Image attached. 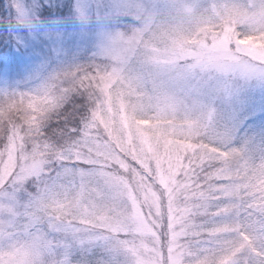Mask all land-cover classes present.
I'll list each match as a JSON object with an SVG mask.
<instances>
[{
    "label": "rangeland",
    "instance_id": "374dc122",
    "mask_svg": "<svg viewBox=\"0 0 264 264\" xmlns=\"http://www.w3.org/2000/svg\"><path fill=\"white\" fill-rule=\"evenodd\" d=\"M65 5V17L48 21L49 9ZM5 8L0 264H239L221 237L233 234L236 190L224 149H250L242 121L264 111V46L239 45L232 33L264 29V0H5ZM218 20L222 30L209 31ZM78 94L82 132L48 140L44 123ZM72 154L77 167L61 172Z\"/></svg>",
    "mask_w": 264,
    "mask_h": 264
},
{
    "label": "trees",
    "instance_id": "16d2710c",
    "mask_svg": "<svg viewBox=\"0 0 264 264\" xmlns=\"http://www.w3.org/2000/svg\"><path fill=\"white\" fill-rule=\"evenodd\" d=\"M0 12H6L5 0H0ZM67 12L66 5L55 9L51 8L48 10V21L60 15L65 17ZM218 22L221 23L219 27L212 24L209 31L219 33L225 23L223 20H218ZM232 39L234 42L237 39L239 45L262 48L264 46V29L247 32L243 26L239 25L235 30V35L232 33ZM10 45L9 43L6 44L0 36V52H10ZM14 58L18 69L22 70L19 58H16V56ZM83 99L85 98L78 94L74 97V100L68 103L65 102L58 108L59 110L56 109L51 113L42 128L48 140L62 144L65 137L76 139L80 135L88 120L87 109L85 107L80 111H76L74 102ZM261 113L263 114L242 121V131L246 132L245 137L249 138L247 142L249 150L236 153L224 149V152H226L224 155H227L233 161L236 190L233 202L234 210L227 218L228 226L232 227L233 234H226L228 232L226 230L221 237L224 241L230 243L233 249H237L239 254H236V256L239 264H264V111L259 114ZM7 141V131L0 128V149L5 146ZM76 162L77 156L75 154L68 156L63 163V171H60L64 173L67 166L77 167ZM75 169L73 167L71 172L74 177L77 175ZM71 173H69L70 175L61 176V181H71ZM75 180H77V177ZM34 182V180L29 181L27 185L31 193H35L39 189L36 186L37 181ZM55 215H58L57 212ZM73 260L78 262L77 257Z\"/></svg>",
    "mask_w": 264,
    "mask_h": 264
}]
</instances>
